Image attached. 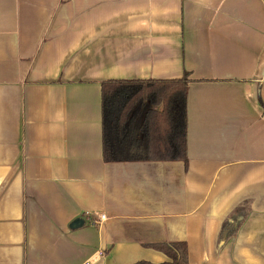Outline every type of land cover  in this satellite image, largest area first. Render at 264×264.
<instances>
[{
    "label": "crops",
    "instance_id": "crops-1",
    "mask_svg": "<svg viewBox=\"0 0 264 264\" xmlns=\"http://www.w3.org/2000/svg\"><path fill=\"white\" fill-rule=\"evenodd\" d=\"M185 72L187 162H105L102 83ZM180 242L264 264V0H0V264Z\"/></svg>",
    "mask_w": 264,
    "mask_h": 264
},
{
    "label": "trees",
    "instance_id": "trees-1",
    "mask_svg": "<svg viewBox=\"0 0 264 264\" xmlns=\"http://www.w3.org/2000/svg\"><path fill=\"white\" fill-rule=\"evenodd\" d=\"M189 82L188 72L174 80L103 82L104 161L187 162ZM156 248L169 257L162 264H189L188 246L184 242L161 244Z\"/></svg>",
    "mask_w": 264,
    "mask_h": 264
},
{
    "label": "built area",
    "instance_id": "built-area-1",
    "mask_svg": "<svg viewBox=\"0 0 264 264\" xmlns=\"http://www.w3.org/2000/svg\"><path fill=\"white\" fill-rule=\"evenodd\" d=\"M98 218H99V219H98L99 221H103V220H105V216H104V215H102V216H98ZM87 264H88V263H87Z\"/></svg>",
    "mask_w": 264,
    "mask_h": 264
}]
</instances>
